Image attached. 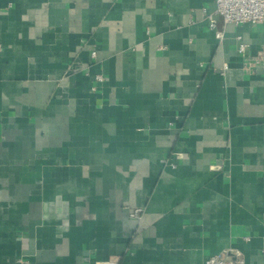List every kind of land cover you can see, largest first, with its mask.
<instances>
[{
	"label": "crops",
	"instance_id": "1",
	"mask_svg": "<svg viewBox=\"0 0 264 264\" xmlns=\"http://www.w3.org/2000/svg\"><path fill=\"white\" fill-rule=\"evenodd\" d=\"M240 43L264 54V23L214 0H0V264H264V62Z\"/></svg>",
	"mask_w": 264,
	"mask_h": 264
},
{
	"label": "built area",
	"instance_id": "2",
	"mask_svg": "<svg viewBox=\"0 0 264 264\" xmlns=\"http://www.w3.org/2000/svg\"><path fill=\"white\" fill-rule=\"evenodd\" d=\"M216 3V12L220 14L225 24H243L250 22L253 24L264 23V0H214ZM211 26L215 27L214 20L211 21ZM220 36V33H218ZM240 54L245 56L247 67L264 62V54L257 56L250 55L249 46L247 43H240L238 48ZM95 57L96 51L92 52ZM229 65L225 63L222 70L228 68ZM99 80H103L101 75L98 76ZM142 208H136L132 211L131 215L138 217ZM120 261L119 256L112 255L107 261L102 264H118ZM205 264H246L244 254L241 251L235 250L230 254H213L209 255Z\"/></svg>",
	"mask_w": 264,
	"mask_h": 264
}]
</instances>
